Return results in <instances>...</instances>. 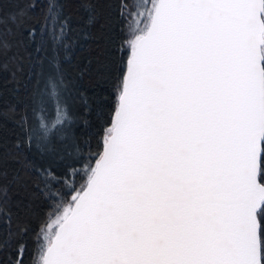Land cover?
<instances>
[{"label": "snow or ice", "instance_id": "1", "mask_svg": "<svg viewBox=\"0 0 264 264\" xmlns=\"http://www.w3.org/2000/svg\"><path fill=\"white\" fill-rule=\"evenodd\" d=\"M100 3L127 29L117 44L127 60L93 151L97 86L110 74L107 42L92 33ZM36 9L0 0V74L16 80L27 61L34 77L22 103L0 98V264L6 252L25 264L35 198L51 211L30 264H264V0ZM78 39L97 41L83 65L72 62ZM8 122L19 129L11 142ZM11 185L23 193L16 211Z\"/></svg>", "mask_w": 264, "mask_h": 264}, {"label": "trees", "instance_id": "2", "mask_svg": "<svg viewBox=\"0 0 264 264\" xmlns=\"http://www.w3.org/2000/svg\"><path fill=\"white\" fill-rule=\"evenodd\" d=\"M34 3L37 4L36 15L40 14L41 8L45 3V0H34ZM16 7L15 3H6L4 5L5 12L10 10H14ZM98 8L101 12L100 20L97 25L92 29V33L94 36H102L103 40L107 42V51H108V59L110 64V74L107 82L102 85L97 86V90L102 93L105 99L102 102V115L99 120L93 119V126L88 130V135L91 137V148L93 151L97 150L100 136L102 134L101 125L104 121L110 119L111 110L114 106V92L115 86L118 81V78L123 70L124 62L127 60V53L121 52L117 49V44L121 39L123 32L127 29L124 28L121 21L117 18L115 12V5H109L108 3H100ZM86 19V13L81 11L77 16L74 17L73 23L74 25L80 24L82 25ZM34 47V46H33ZM32 49H29L31 51ZM97 49V41L94 39L83 40L78 39L77 43L73 46V64L83 65L88 58L96 55ZM39 55V54H37ZM32 69L30 68L29 63L26 61L24 64V71L22 74H18L17 79L14 80L12 78L11 72L0 74V98L5 105L8 104H19L22 103L27 96L26 89H30L32 86V82L34 77L30 75ZM73 77V70L69 68V78ZM71 103V101H70ZM19 133V129L12 123L8 122L3 130V134L5 138L11 142L15 139L16 134ZM77 134H83L79 132ZM68 163H72V161H68ZM77 168H81L82 165L76 164ZM16 165L9 161L6 165L8 170V178L11 179L13 170ZM10 195H11V204L10 206L13 208V211H16L15 204L18 200H20L23 196V193L16 188L15 185L10 186ZM49 202H45L43 199L35 198L31 200V213H30V225L31 231L28 235V246H29V254L25 256V264H30L31 259V250L34 248V236L33 234L39 231L40 226L48 219L49 213L51 209L49 208ZM54 207V205H53ZM55 227V226H54ZM54 231V229L52 230ZM13 255L12 253L6 252L4 254V264H7V259Z\"/></svg>", "mask_w": 264, "mask_h": 264}, {"label": "rangeland", "instance_id": "3", "mask_svg": "<svg viewBox=\"0 0 264 264\" xmlns=\"http://www.w3.org/2000/svg\"><path fill=\"white\" fill-rule=\"evenodd\" d=\"M54 226H55V221L53 220L51 226L49 227L50 232L54 229Z\"/></svg>", "mask_w": 264, "mask_h": 264}]
</instances>
